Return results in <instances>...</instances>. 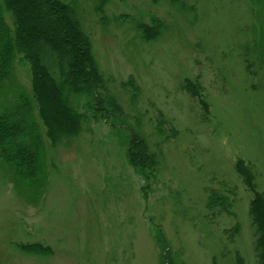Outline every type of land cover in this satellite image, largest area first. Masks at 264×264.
Segmentation results:
<instances>
[{
    "label": "rangeland",
    "instance_id": "1",
    "mask_svg": "<svg viewBox=\"0 0 264 264\" xmlns=\"http://www.w3.org/2000/svg\"><path fill=\"white\" fill-rule=\"evenodd\" d=\"M69 1L122 117L112 128L95 121L81 99L83 132L52 147L33 112L42 179L36 197L25 196L0 165V264H160L159 233L181 264H235L236 254L255 264L252 193L234 164L250 165L264 192V0H109L104 21L96 0ZM152 18L164 28L144 43L134 24ZM13 71L0 109L18 93L32 102L28 64L18 59ZM129 77L138 88L133 102L121 86ZM186 80L202 87L206 115L183 89ZM130 133L158 153L148 183L127 164ZM205 188L235 190L227 194L235 217L210 218ZM236 222L230 243L224 231ZM32 244L48 255L19 250Z\"/></svg>",
    "mask_w": 264,
    "mask_h": 264
},
{
    "label": "trees",
    "instance_id": "2",
    "mask_svg": "<svg viewBox=\"0 0 264 264\" xmlns=\"http://www.w3.org/2000/svg\"><path fill=\"white\" fill-rule=\"evenodd\" d=\"M108 1L96 0L97 13L102 21L106 20L104 7ZM5 15L9 16L10 23ZM163 28V22L157 18H152L150 24H134V31L144 43L155 40ZM18 59L28 64L32 102L18 93L15 101L0 109V165L6 169L8 179L26 196L34 193L42 179L44 147L33 112L43 127L44 138L54 147L83 132V125L89 117L79 110V100L87 99L86 107L92 110V119L109 122L111 128L114 127L112 122L114 124L122 117V111L108 94L107 86L111 80L99 71L91 42L81 29L71 1L0 0V90L7 84L11 89L14 63ZM251 61L253 59L247 54L243 57L248 72L252 69ZM197 84L186 80L182 87L198 100L206 115L208 106L202 99V87ZM121 86L129 92L133 102L138 88L132 78ZM157 133L161 135L163 132L158 129ZM126 140L127 164L148 183L157 172L158 153L151 151L139 134L130 133ZM234 170L245 189L252 193L248 214L254 230L253 253L255 264H264V192L257 190L256 176L250 165L237 160ZM204 191L210 218L235 217L233 201L227 195H235V190L226 191V194L211 188ZM238 233L237 222L224 231L230 243ZM159 235L161 239L157 236L156 243L164 252L160 264H181L180 258L174 259ZM19 250L32 255L49 253L47 248L36 244L21 245ZM235 260V264H245L239 254L235 255Z\"/></svg>",
    "mask_w": 264,
    "mask_h": 264
}]
</instances>
